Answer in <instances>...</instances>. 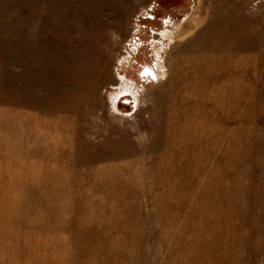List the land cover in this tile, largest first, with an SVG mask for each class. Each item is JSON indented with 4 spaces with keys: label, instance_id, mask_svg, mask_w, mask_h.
<instances>
[{
    "label": "rangeland",
    "instance_id": "1",
    "mask_svg": "<svg viewBox=\"0 0 264 264\" xmlns=\"http://www.w3.org/2000/svg\"><path fill=\"white\" fill-rule=\"evenodd\" d=\"M0 264H264V0H0Z\"/></svg>",
    "mask_w": 264,
    "mask_h": 264
},
{
    "label": "bare ground",
    "instance_id": "2",
    "mask_svg": "<svg viewBox=\"0 0 264 264\" xmlns=\"http://www.w3.org/2000/svg\"><path fill=\"white\" fill-rule=\"evenodd\" d=\"M152 73H153V72H152ZM153 75L155 76V72L153 73ZM141 76L144 77V75H143V71H142V73H141ZM146 77H147V76H146ZM146 77H144V79H146ZM149 77L153 78L152 76H149ZM122 95H124V94H121V96H122ZM121 96H120V97H121ZM133 103H134V101H133ZM132 105H133V104H132Z\"/></svg>",
    "mask_w": 264,
    "mask_h": 264
}]
</instances>
